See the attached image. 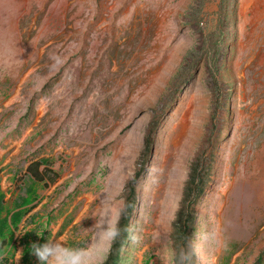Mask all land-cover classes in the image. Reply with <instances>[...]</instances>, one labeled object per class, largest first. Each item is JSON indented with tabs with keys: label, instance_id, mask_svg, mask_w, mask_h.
<instances>
[{
	"label": "rangeland",
	"instance_id": "obj_1",
	"mask_svg": "<svg viewBox=\"0 0 264 264\" xmlns=\"http://www.w3.org/2000/svg\"><path fill=\"white\" fill-rule=\"evenodd\" d=\"M48 240L264 264V0H0V264Z\"/></svg>",
	"mask_w": 264,
	"mask_h": 264
},
{
	"label": "clouds",
	"instance_id": "obj_2",
	"mask_svg": "<svg viewBox=\"0 0 264 264\" xmlns=\"http://www.w3.org/2000/svg\"><path fill=\"white\" fill-rule=\"evenodd\" d=\"M17 234L22 235L21 233ZM107 236L113 241L118 239L120 236L119 228L116 226L108 228ZM31 253L37 257L40 264H93L91 249H71L66 247L62 240H48L47 243L42 245L33 243L31 246ZM22 255V252L17 251L16 261H19ZM181 259H188V257L182 253Z\"/></svg>",
	"mask_w": 264,
	"mask_h": 264
},
{
	"label": "bare ground",
	"instance_id": "obj_3",
	"mask_svg": "<svg viewBox=\"0 0 264 264\" xmlns=\"http://www.w3.org/2000/svg\"><path fill=\"white\" fill-rule=\"evenodd\" d=\"M183 128H182V133L180 134V137H179V139H183V138H185V136H186V133H187V122H186V120H184L183 121ZM179 134V133H178ZM179 141V140H178Z\"/></svg>",
	"mask_w": 264,
	"mask_h": 264
},
{
	"label": "trees",
	"instance_id": "obj_4",
	"mask_svg": "<svg viewBox=\"0 0 264 264\" xmlns=\"http://www.w3.org/2000/svg\"><path fill=\"white\" fill-rule=\"evenodd\" d=\"M28 202V201H27ZM1 255H2V251H1V248H0V257H1Z\"/></svg>",
	"mask_w": 264,
	"mask_h": 264
}]
</instances>
